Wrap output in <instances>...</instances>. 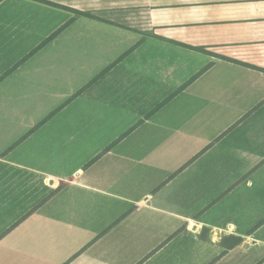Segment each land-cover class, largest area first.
Here are the masks:
<instances>
[{"label":"crops","instance_id":"crops-1","mask_svg":"<svg viewBox=\"0 0 264 264\" xmlns=\"http://www.w3.org/2000/svg\"><path fill=\"white\" fill-rule=\"evenodd\" d=\"M0 64V264H264V0H0Z\"/></svg>","mask_w":264,"mask_h":264},{"label":"rangeland","instance_id":"rangeland-1","mask_svg":"<svg viewBox=\"0 0 264 264\" xmlns=\"http://www.w3.org/2000/svg\"><path fill=\"white\" fill-rule=\"evenodd\" d=\"M7 65H9V64H0V71H1V69H3ZM27 111H29V109H27ZM204 141L205 140H203L202 138H199V139H196L195 142H193L192 144H194V147L202 149V148H204V146H202ZM172 149H173L172 142H168L167 145L164 147L165 153L167 152L166 160L168 162L169 161L172 162V161L176 160V158H177L176 152H175V155H173V153H172V155H170L172 152ZM117 206H119V203H117ZM179 234H177V235H179ZM167 242H168V240H164L163 242L159 243L158 245L144 244L140 247L138 245L128 246V244H116V245H112L110 247H114V249L118 251V253L116 255L117 260H121L122 259L121 256H123L125 258L129 253H131L132 255H135L138 253V256L141 258H140V260L137 261L136 264H155V263L159 264L160 262H163L164 264H166L167 259H168L167 258L168 255H170V254H172V252H174V246L177 244L178 250L180 248H182V242L180 240V237H176V238L172 239L168 244H166ZM164 244H166V245H164ZM137 246H138V249L134 250ZM149 256L150 257L152 256L150 260L147 259ZM143 261H145V262H143ZM175 264H192V263L186 262V261H178Z\"/></svg>","mask_w":264,"mask_h":264},{"label":"trees","instance_id":"trees-1","mask_svg":"<svg viewBox=\"0 0 264 264\" xmlns=\"http://www.w3.org/2000/svg\"><path fill=\"white\" fill-rule=\"evenodd\" d=\"M83 90H81V92ZM208 233H209V230L208 229H205V231L203 232V237L205 239L208 238ZM243 241H244V239L241 236H230V237L223 238L222 241H221V245L225 248V250H228V249L233 248V247H235L237 245H240L241 243H243Z\"/></svg>","mask_w":264,"mask_h":264}]
</instances>
